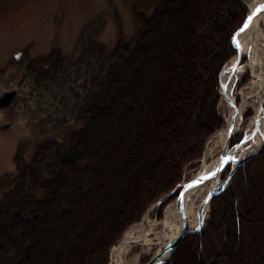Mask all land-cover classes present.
<instances>
[{
    "label": "trees",
    "instance_id": "1",
    "mask_svg": "<svg viewBox=\"0 0 264 264\" xmlns=\"http://www.w3.org/2000/svg\"><path fill=\"white\" fill-rule=\"evenodd\" d=\"M149 2L150 14L134 12L137 29L128 42L120 38L109 52L98 42L73 61L74 76L84 84L77 89L75 81L69 82L75 101L68 108L71 119L65 117L63 124L75 126L62 139L36 145L29 159L16 154L15 171L0 177V264H109L112 246L153 202L176 187L184 168L202 157L207 139L224 125L217 109L218 75L236 52L233 37L246 7L240 0ZM173 21L182 24L173 29ZM167 24L170 42L160 58L150 52ZM144 56L160 58L161 76L139 105L127 80ZM42 63L39 58L31 66L38 83L54 81L66 68L63 60L44 63L45 69ZM146 104L141 119L133 121L136 127L102 143L125 153L114 155L117 166L106 169L108 162L103 164L100 181L93 179L99 172L86 160V151L96 155L91 148L96 119L124 126ZM102 129L98 124V136ZM72 168L89 173L88 183L76 187L79 193L70 185L76 178L69 180ZM65 201L70 205L63 206ZM53 220L54 227L43 226ZM58 230L62 240L51 249L45 234ZM263 245L264 146L212 197L203 229L185 235L166 264H264Z\"/></svg>",
    "mask_w": 264,
    "mask_h": 264
},
{
    "label": "rangeland",
    "instance_id": "2",
    "mask_svg": "<svg viewBox=\"0 0 264 264\" xmlns=\"http://www.w3.org/2000/svg\"><path fill=\"white\" fill-rule=\"evenodd\" d=\"M151 10L152 6L149 0H0V70H3V86L8 87L13 84L11 79L16 75L15 65L25 63L30 58H40L46 64H57L58 59L56 56H51L49 54L60 53L62 54L60 60L65 61L66 64V68L55 77L54 81L51 80L38 83L39 88L37 95H26L27 100L24 101L23 110L21 111L22 106L19 110L21 113L14 116L12 115L15 119L14 124L10 129L0 132V177L15 171L14 159L16 154H20V156L25 159H29L36 145L47 139H62L65 137L67 131L75 126L71 124V121L70 123L67 122L63 124L64 118L70 117L68 108H72L75 101V95L72 91L70 93L68 90L69 82L72 80L75 81L77 89L80 85L84 84V79L74 76L75 68L72 65L73 61L78 59L79 56H83L88 46L97 45L98 42L104 46L106 52H109L120 38L128 42L131 35L137 29V20L134 12L139 14H150ZM175 21L172 22L173 29L175 26L179 27V24H182L181 21ZM170 26V24H167L159 31L160 36L154 42L157 48H152L151 54L155 53L162 58V56L167 53V45H169L170 42L167 35L172 29ZM197 31L201 33L202 28H199ZM156 50L158 51L156 52ZM170 52L171 50L168 51V53ZM175 54L178 55L177 49L173 52V56H175ZM160 58L158 61H149L147 69L144 67L143 70L135 74L136 81L132 82L134 89L130 92V96L138 97L139 105L142 104L140 97L142 98L150 95L147 93L150 90L147 89L155 88V84L157 83L154 82V79L159 82L158 79H160L161 76V72H159V65L161 64ZM234 58L235 54L229 58L223 67L228 65ZM169 60L174 62L176 59L171 57ZM44 63L41 64L43 68ZM246 63L247 57L243 56L240 63L242 66L233 74L230 83L232 95L236 99V104L239 105V108L242 103L240 94H245L252 79L251 74L245 71ZM130 69H132V67ZM22 76H25L24 72ZM232 82L234 83L232 84ZM134 84L137 86L135 87ZM139 85L140 88L138 87ZM219 90L220 88H218L219 100L217 109L222 114L224 125H226V115L230 109ZM23 92H25V90ZM158 97L159 96H157V99H159ZM249 100L250 99L247 101ZM148 104L145 105L143 110L136 109L134 113H131L130 119L124 126L122 124L119 125L118 120H113L110 124L104 125L105 117L99 118V121L98 118L96 119L93 129L95 139L91 145V148H96V155H93L91 151L87 150L86 152L89 155L86 160L91 162V165L96 168L97 172L103 169V164L105 162H108L106 169H108L109 166H117L118 161L115 162L114 155L117 153H125L121 147L115 150L111 148L108 143H102L114 142L119 135L118 132L120 133L124 130L128 131V129L136 127L133 122L134 119H141V115H144V110H147L149 106ZM259 105L260 103L258 107ZM240 110L243 118L242 124L238 133L232 138L231 144L238 142L242 138L244 135L243 130L254 115V109L251 105L244 106ZM154 112L155 110L152 116ZM131 116H133V119H131ZM7 117L10 116L0 113V125L10 123V121H4ZM98 124L99 126L103 125L102 132H99V136ZM219 130L221 131L222 129ZM216 136L211 137L209 141L211 142L214 140ZM116 142L118 143V141ZM210 145L212 146V143ZM221 148L222 145L212 148V152L206 158L207 165L222 152ZM107 150L113 153V156L111 158H102L101 155L107 153ZM200 165L201 162L198 160L193 165L186 166L183 170L182 180L179 183L193 177L197 171H199ZM229 168L230 166L227 165L221 172L220 182L228 173ZM87 176H89V173L87 174L82 171L78 172L74 168L68 173L69 180L75 177L77 178L73 180V183H70L73 189H77L76 187L78 185L87 184ZM102 176L101 172L94 173V175L92 174L93 179H99L98 181L102 179ZM208 183L209 181L204 184L206 185ZM94 185L95 182H90L92 188ZM6 189L7 187L3 188V191ZM171 190L162 194L153 202L141 219L129 226L123 235L129 230L135 229L138 225L144 226L145 232H148V227L152 224L154 226L152 232L160 230L166 211L171 205L175 204L177 191L171 196H168L160 205L155 206L149 212L148 210ZM76 191L79 193L81 189H77ZM133 203L134 202L131 201L130 205ZM64 205H70V203L65 201V203H63V206ZM208 215L209 206L205 222ZM56 224L57 222L53 220L47 224H43V226L54 227ZM107 226L108 224H105V228ZM60 233V230L51 233L46 232L45 235L47 237L45 238L50 240L47 244L45 243L46 246L51 249L53 247L56 249V245L59 246L62 240ZM262 235L263 233L261 232V236ZM38 236L39 240H43L44 235H42V233L38 234ZM139 243L131 246L128 254L121 256L122 264H129V259L143 246ZM155 251L156 250L152 248V251L147 253V256L140 258L137 264H144L155 254ZM261 252L264 253V247L261 248Z\"/></svg>",
    "mask_w": 264,
    "mask_h": 264
},
{
    "label": "bare ground",
    "instance_id": "3",
    "mask_svg": "<svg viewBox=\"0 0 264 264\" xmlns=\"http://www.w3.org/2000/svg\"><path fill=\"white\" fill-rule=\"evenodd\" d=\"M243 1L246 2L247 8L250 11L259 0ZM239 37L240 43L242 45V54L247 57L245 71L251 74L252 79L248 85V90L245 92V94H240L242 103L240 104V108L238 110V113L236 114L233 129H237L239 123V115L241 113L240 109L242 107L251 105L254 109L253 117L250 119L245 129L243 130L245 135H249V138L246 143L238 149V153L236 154V156L242 157V155H245L249 151L258 147L262 141V118L259 127L255 126V122L257 119L258 104L264 100V10L258 11L257 15L253 20L251 28L245 29ZM148 58L149 57L147 56H144L143 58L141 57L140 59L142 60H138L133 64L132 67H135V69L134 71L131 70V74L133 75H130L127 80L129 84L133 82V79H135V74L138 71L143 70V68L147 66V63L149 61H154V58H152L151 60H149ZM155 60H158L157 56H155ZM231 81V79L227 80V85L230 86ZM233 83L234 82H232V84ZM248 99L250 100L247 101ZM232 113L233 112L229 110L228 114L226 115V125L224 131L220 132L214 140L208 142L206 153L207 157L212 152V148L223 144L227 128L231 123ZM211 143L212 146L210 145ZM220 154L221 153H219L217 157H215L213 161L209 164V168L213 165V163L217 162V159L219 158ZM220 174H215L209 180L208 184H202L198 187L189 190L186 193L185 221L189 229L195 230L200 226L201 222L205 221V218L208 214V205L205 204L201 209L200 206L203 199L211 191H214V189L217 188L215 185L220 180ZM182 223L183 219L180 213L178 212L177 205H171L166 211L160 230L152 232L154 230L153 224L149 225L148 232H145L144 226L142 225H138L135 229L129 230L125 234V237L119 242L118 247L114 250L112 263L122 264L121 256L128 254L130 247L133 246L131 243H129V241L141 240L139 244L143 245L141 249L137 250V252H135L133 256L129 259V264H137L138 260L140 258H143V255L147 256V253L152 251V248L156 250L155 253H159L163 249V247H165V245L179 233V231L181 230Z\"/></svg>",
    "mask_w": 264,
    "mask_h": 264
},
{
    "label": "water",
    "instance_id": "4",
    "mask_svg": "<svg viewBox=\"0 0 264 264\" xmlns=\"http://www.w3.org/2000/svg\"><path fill=\"white\" fill-rule=\"evenodd\" d=\"M240 1L246 7V15H245V18H244V21H243L241 27L234 34L236 41H238V43H239V48H237L236 43L234 42V37H233V42H234V45L236 46L235 58L228 65L223 67L221 69L219 75H218L219 88H220L219 91L221 93V96L225 99L229 109L233 112L231 123H230L229 127L227 128V132H226L223 144H222V148H221L222 152H221L219 158L217 159V162L213 163V165L209 168V165L206 164L207 142L209 141V139L211 137L216 136L220 132L224 131L225 125L222 128H220V129H222L221 131L217 130L207 139V141L204 145L202 157H201V159H199V161L201 162L199 171H197V173L193 177H191L189 180L179 183L177 185V187H175L173 190H171L169 193H167L164 197L160 198L148 210V212H149L155 206L160 205L168 196H171L174 192L177 191V196L175 198V204L177 205L178 212L180 213V215L183 219V223H182L181 230L179 231V233L173 239H171L165 245V247H163V249L159 253H155L144 264H166V262L169 260V258L172 256L175 249L177 248L179 242L182 240V238L185 235L197 234L203 229V227L205 225V221L201 222L200 226L195 230H191L187 227V224L185 221V218H186L185 217V195L189 190H191L195 187H198V186L204 184L205 182L209 181L213 177L211 175V173L215 172V174H220L227 165H230V169H229L228 173L224 176V178L221 180V182L219 180L218 183L215 185L217 188H215L214 191H211L203 199L201 206H200V209L205 204H207L209 206L212 197L215 194H217L218 192H220L221 190H223L229 184L230 180L232 179V177L236 173L238 167L241 166L242 164L246 163L250 158H252L254 155H256L264 146V100L260 103V105L258 107L257 119L255 122V126L259 127L260 121L262 118V122H263L262 141L259 144V146L256 147L255 149L249 151L245 155H242V157H241V156H236V154L238 153V149L246 143V141L249 138V135L244 134L238 142L231 145V140L238 133V131L241 127L243 118H242V115L240 113L239 123H238L237 129L234 130L233 127H234L236 114L238 113V110H239V105L236 104V99L232 95V90L230 88L231 86L227 85L228 84L227 80L232 79L233 74L236 73V71H238L239 68H241V66H242V65H240V61L244 55L242 54V45L240 43V37L239 36L243 31L241 32L240 29L243 28L245 23L248 21V17L252 16V19L248 23V27H247L250 29L252 24H253V20L258 13V9H260L261 6L264 5V0H259L254 5V7L249 11L247 8L246 2L243 0H240ZM254 13H255V15H253ZM247 28H245V29H247ZM15 98H16V93L14 90L3 92L0 95V110H4L5 108H8L14 102ZM16 108H17L16 110L19 111L21 108V105H17ZM9 127H10V124L5 123L4 125L1 126V129H8ZM217 169H219V170L217 171ZM202 176H208L209 178L204 179L202 182L195 184L193 187H188V185L192 184L194 181L199 180V178ZM181 194H183V195H181ZM125 234L110 249L109 264H112L113 252L118 247L119 242L125 237ZM140 241L141 240L129 241V243H131L132 245H136ZM144 256L145 255H143L142 257H144Z\"/></svg>",
    "mask_w": 264,
    "mask_h": 264
},
{
    "label": "flooded vegetation",
    "instance_id": "5",
    "mask_svg": "<svg viewBox=\"0 0 264 264\" xmlns=\"http://www.w3.org/2000/svg\"><path fill=\"white\" fill-rule=\"evenodd\" d=\"M51 56L55 55L56 58L58 59L57 61H59L62 56V54L60 53H56V54H49ZM37 60L36 58H30L28 61H26L25 63H19L17 65H15V70H16V75L11 79L13 84L11 86L5 87L2 84V80H3V70H0V95L5 92V91H10V90H14L16 93V98L14 100V102L8 107L5 108L4 110H0V113L8 115L10 117H7L5 120L10 121V127L14 124L15 119L12 117V115H18L21 113V111L23 110L24 107V101L27 100L26 95L31 96V95H37L38 93V82H37V77L35 76V70L34 68H32V63H34V61ZM31 67V68H30ZM24 72L25 76H22V73ZM34 74V75H33ZM25 90V92H23ZM27 91V93H26ZM21 102V103H20ZM20 103V104H18ZM17 105H21L22 109L21 111H17L16 107ZM4 125V124H2ZM0 125V132L6 131L8 129H10V127L8 129H1Z\"/></svg>",
    "mask_w": 264,
    "mask_h": 264
},
{
    "label": "snow or ice",
    "instance_id": "6",
    "mask_svg": "<svg viewBox=\"0 0 264 264\" xmlns=\"http://www.w3.org/2000/svg\"><path fill=\"white\" fill-rule=\"evenodd\" d=\"M259 10H264V5H262L261 8L258 9V11H259ZM253 15H255V13H254ZM251 19H252V16H249V17H248V21L245 23L244 27L240 29L241 32L244 31L245 28L248 27V23L251 21ZM234 42L236 43L237 48H239V43H238V41H236L235 37H234ZM218 170H219V169H217V171H218ZM211 175L214 176V175H215V172L211 173ZM208 178H209L208 176H202V177L199 178V180L194 181L192 184L188 185V187H193L195 184L200 183V182H202L204 179H208ZM181 195H183V194H181Z\"/></svg>",
    "mask_w": 264,
    "mask_h": 264
}]
</instances>
